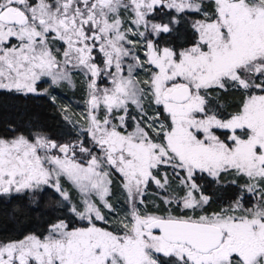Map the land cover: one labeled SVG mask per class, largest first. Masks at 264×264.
<instances>
[{"label": "snow or ice", "instance_id": "snow-or-ice-1", "mask_svg": "<svg viewBox=\"0 0 264 264\" xmlns=\"http://www.w3.org/2000/svg\"><path fill=\"white\" fill-rule=\"evenodd\" d=\"M77 74L70 114L52 91ZM0 90L48 97L76 130L0 133V197L66 209L0 241V264H264V0H0ZM205 177L234 189L212 211Z\"/></svg>", "mask_w": 264, "mask_h": 264}, {"label": "trees", "instance_id": "trees-1", "mask_svg": "<svg viewBox=\"0 0 264 264\" xmlns=\"http://www.w3.org/2000/svg\"><path fill=\"white\" fill-rule=\"evenodd\" d=\"M191 38L192 33L190 30L185 32L183 26H181L180 32L176 34L173 43L177 47L186 46L184 41L186 39L190 41ZM211 95L213 97L211 103L223 105L221 111L225 114L236 111L241 102V94L238 92L229 91L223 93L214 91ZM129 124L131 125V122ZM8 126L26 133L33 129H43L49 132L52 137L62 141L72 139L75 136V130L71 125L66 124L57 105L52 104L48 97L31 94L25 96L15 92L0 90V133H3ZM161 171L164 170L162 169ZM167 171L171 173V169ZM200 182L206 185V193L213 196V201L208 206V211H212L219 206L220 201L216 199L218 195L222 199L227 200L234 194V189L231 188L225 190L223 193L218 192L214 184L207 177ZM119 187V177L117 176L113 183V195L121 193L119 195L121 197L119 202L125 204L123 193L119 192L121 190ZM156 191L155 185L149 186V194L145 197V200L148 202L149 211L153 210L154 194ZM55 201L56 197L50 190H46L39 195V203L35 206H31L27 198L19 204V207L15 208L13 204L17 202V196L0 197V241L17 239L12 234L19 228L18 224L21 226L27 223L30 225L31 231L37 233L43 232L47 224L53 221L57 215L62 216L66 214V209L64 213L50 210L48 206L53 205ZM160 206L161 208L164 207L162 204ZM176 211L179 212V209H176Z\"/></svg>", "mask_w": 264, "mask_h": 264}, {"label": "rangeland", "instance_id": "rangeland-1", "mask_svg": "<svg viewBox=\"0 0 264 264\" xmlns=\"http://www.w3.org/2000/svg\"><path fill=\"white\" fill-rule=\"evenodd\" d=\"M138 76L141 79H143V78H145V73L140 71V72H138ZM74 79L76 81V87L75 88H71V87H68L67 85H64L61 88H57V89H54L52 91V94L57 97L58 103L60 105H68L69 106L70 114L71 113L78 114L81 111H83V107H84L83 101H84V97H85V89H84L83 84L81 83V81L83 80V77L80 74H77L74 77ZM40 87L41 88L47 87V84L42 83L40 85ZM76 118L77 117H74V120ZM129 130H131V129H129ZM52 138L57 139L55 137H52ZM57 140H59V139H57ZM60 141L64 142V140L63 141L60 140ZM115 182H117V180H115ZM173 186H175V185H173ZM119 189H121V188L119 187ZM119 192H122V190H120ZM120 194L121 193H118V194L112 196L113 202L119 201V199H121V197L119 196ZM26 199H27L26 196H24V197L17 196V202H14L13 207H15V208H17V206L19 207V204H21ZM116 206H117L118 210L123 208L126 211V206H125V204H123V202H118V204ZM18 225H19V228L17 229L16 232H13V234H12V236H15L17 239H21V238H23L24 235H27L28 233L33 232L30 230V225H28L27 223H24L21 226H20V224H18ZM17 239H15V240H17Z\"/></svg>", "mask_w": 264, "mask_h": 264}]
</instances>
